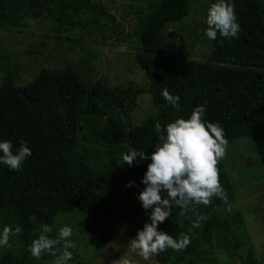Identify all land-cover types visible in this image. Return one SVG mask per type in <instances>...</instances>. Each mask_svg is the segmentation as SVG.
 I'll use <instances>...</instances> for the list:
<instances>
[{"label": "trees", "instance_id": "16d2710c", "mask_svg": "<svg viewBox=\"0 0 264 264\" xmlns=\"http://www.w3.org/2000/svg\"><path fill=\"white\" fill-rule=\"evenodd\" d=\"M26 1L0 0V24H18ZM190 1L159 0L155 6L140 10L138 37L144 53L137 61L145 72L156 114L130 128L132 148L150 156L158 142L157 121L163 127L178 117L188 118L196 106L206 104L205 119L219 122L228 141L250 136L264 165V0H234L241 27L239 37L229 39L218 34L209 60L154 56L162 50L163 29L190 14ZM214 2L210 0L209 7ZM46 6L43 0L25 9L40 16ZM78 13L61 12L59 29L87 27L76 18ZM18 70L19 65L7 67L1 85L0 139L10 140L13 150L24 141L33 154L19 171L0 164V213L4 209L15 212L24 239L37 225L52 224L59 213L75 211L92 215V229L102 245L123 232L134 238L145 222H150L151 209L146 211L138 198L145 187L142 178L150 159L137 158L132 166L123 163L98 172L84 164L78 167L75 153L83 114L105 115L119 107L129 115L134 106L131 103L143 91L132 87L117 90L103 81L88 84L71 64L60 69L44 68L29 83L19 86ZM164 88L180 96L179 111L161 96ZM120 135L117 120L109 117L103 133L105 142L113 145ZM217 167L227 203L214 196L210 204L198 205L197 212L205 217L198 228L193 227L194 215H181V209L173 207L158 227L174 236L183 233L190 243L181 251L169 248L155 256L160 264H181L189 254L205 256L206 252L200 250L204 242L227 253L240 246L231 237L236 227L244 226L240 211L223 218L217 214L235 198L223 164ZM129 181H134L131 187L127 186ZM0 264L30 263L8 249L0 254ZM246 264H260L252 250Z\"/></svg>", "mask_w": 264, "mask_h": 264}, {"label": "rangeland", "instance_id": "374dc122", "mask_svg": "<svg viewBox=\"0 0 264 264\" xmlns=\"http://www.w3.org/2000/svg\"><path fill=\"white\" fill-rule=\"evenodd\" d=\"M43 0L23 2L22 18L18 24H0V89L7 67L19 65L16 85L29 83L42 69H60L67 64L74 66L88 83L106 82L114 89L138 88L139 95L129 115L119 108H111L107 114L85 113L81 117V129L75 153V163L84 164L93 171H103L124 163L122 154L132 150L129 130L156 114L153 96L147 90L144 70L137 61L144 53L138 31L141 28L140 10L155 6L159 0H46L47 8L40 16L34 11L26 12ZM210 0H191L190 14L180 21L169 23L162 32V50L154 56L186 60L207 61L214 47L204 31ZM37 10V7H35ZM74 14L87 25L85 28L59 29L57 18L61 12ZM109 117L117 120L121 135L113 145L103 138ZM223 164L234 189V201L224 204L217 214L227 217L238 210L244 226L236 227L231 237L240 242L232 253L221 251L208 243L200 250L205 256L186 255L181 264H246L250 250L255 259L264 264V165L260 160L254 140L239 136L228 141ZM218 163V164H219ZM36 217L32 218L33 223ZM36 224V223H35ZM16 224V214L10 209L0 213V228ZM51 229L49 235L56 237L61 227L73 228L74 248L69 264H160L154 256L145 261L131 251L133 239L123 232L107 244H100L92 229V215L79 211L59 213L52 224H39L23 238L12 237L10 244L0 248L13 250L26 257L30 264H55L62 243L57 245V256L42 255L37 260L28 251L32 240L42 226Z\"/></svg>", "mask_w": 264, "mask_h": 264}, {"label": "clouds", "instance_id": "9594fccd", "mask_svg": "<svg viewBox=\"0 0 264 264\" xmlns=\"http://www.w3.org/2000/svg\"><path fill=\"white\" fill-rule=\"evenodd\" d=\"M205 23L207 28L204 35L209 40H216L218 34L224 38H238L241 27L234 0H215L207 11ZM161 96L167 104L180 110L178 94L173 95L164 88ZM206 110L207 105L200 104L188 118L178 117L163 127L157 121L155 132L158 142L150 156L146 151L136 149L122 154V160L129 166L137 158L151 161L142 178L145 187L138 197L146 211L151 209L150 222H145L128 245L133 253L145 261L169 248L181 251L190 243L187 235L181 233L174 236L158 227L169 217L173 207L180 208L181 215H194L193 227L198 228L205 219L197 212L198 205L210 204L214 196L227 203V194L220 183L217 166L225 158L229 142L219 122L205 119ZM32 154L31 148L24 141L13 150L10 140L0 139V164L7 165L10 170L19 171ZM133 183L129 181L127 186L131 187ZM50 232L48 226H42L28 251L37 260L45 254L57 256L56 246L62 243L63 251L59 252L55 264H69L73 259L69 249L75 247L73 228L61 227L56 237H51ZM21 233L19 225L0 228V248L8 246L10 239Z\"/></svg>", "mask_w": 264, "mask_h": 264}]
</instances>
